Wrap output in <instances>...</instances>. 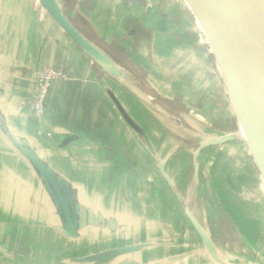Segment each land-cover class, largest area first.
I'll list each match as a JSON object with an SVG mask.
<instances>
[{
  "label": "crops",
  "instance_id": "1",
  "mask_svg": "<svg viewBox=\"0 0 264 264\" xmlns=\"http://www.w3.org/2000/svg\"><path fill=\"white\" fill-rule=\"evenodd\" d=\"M121 6L100 32L125 66L154 78L161 109L80 48L40 0H0V264H264V178L191 6ZM50 72L60 76L37 115ZM22 148L67 183L76 237L62 232Z\"/></svg>",
  "mask_w": 264,
  "mask_h": 264
},
{
  "label": "water",
  "instance_id": "2",
  "mask_svg": "<svg viewBox=\"0 0 264 264\" xmlns=\"http://www.w3.org/2000/svg\"><path fill=\"white\" fill-rule=\"evenodd\" d=\"M40 1L58 26L80 48L102 64L95 57L96 52L68 23L56 0ZM186 1L210 43L222 76L231 88L230 99L234 102L239 117L245 127H249L256 135L258 149H253L264 178V0ZM96 54L108 62L102 54ZM22 151L38 170L55 200L65 225L62 232L68 237H76L77 219L67 183L57 177L53 169L30 149L22 148ZM190 221L201 239L207 241L208 238L198 222L191 216ZM130 250L105 253L96 259L108 261Z\"/></svg>",
  "mask_w": 264,
  "mask_h": 264
},
{
  "label": "rangeland",
  "instance_id": "3",
  "mask_svg": "<svg viewBox=\"0 0 264 264\" xmlns=\"http://www.w3.org/2000/svg\"><path fill=\"white\" fill-rule=\"evenodd\" d=\"M56 2L68 23L80 33L83 39L89 44L90 48L96 53L102 54L107 61L113 59L118 63L120 67L115 64L114 66L120 72L122 70L121 73H124L127 83H130V86H144L145 90H143V92L152 98V106L161 109L160 103L163 104L165 103L164 101L167 100L163 93L156 90L155 86L157 85L154 82V78L140 75L136 71V68L132 66H125L123 63L126 60L123 58L122 52L114 44L116 40L112 41V39L103 36L100 32L105 17L108 16V19L115 18V15L118 14V9L122 7L121 5L124 4V2L130 3L131 0H56ZM184 2L187 1L184 0ZM123 69H126L129 74H125Z\"/></svg>",
  "mask_w": 264,
  "mask_h": 264
},
{
  "label": "bare ground",
  "instance_id": "4",
  "mask_svg": "<svg viewBox=\"0 0 264 264\" xmlns=\"http://www.w3.org/2000/svg\"><path fill=\"white\" fill-rule=\"evenodd\" d=\"M91 40V39H90ZM94 55H95V57H97L101 62H102V64L105 66V68L109 71V72H111L113 75H115V76H117L121 81H123L124 83L126 82L125 81V77H124V74L123 73H121L122 72V70H121V72L119 71V70H117V68L115 67V66H113L112 64H110V63H108V62H106L101 56H98L96 53H94ZM97 62V61H96ZM135 82V81H134ZM130 83H128V85H129ZM133 84H135V83H133ZM131 85V84H130ZM137 85V84H136ZM151 87V86H150ZM223 88V87H222ZM143 89V88H142ZM134 91H136V93L139 95V96H141L142 98H144L145 100H147L149 103H150V101H152V98H150V97H144L143 95H142V93L140 92V91H138V90H135L134 89ZM232 94V93H231ZM179 96V95H178ZM156 100V99H155ZM146 101V102H147ZM232 101V100H231ZM147 102V103H148ZM233 103V106H234V108H235V111L237 112V114H238V111H237V109H236V106H235V104H234V102H232ZM152 107V106H151ZM154 108V107H153ZM155 109V108H154ZM158 109V108H157ZM165 114V113H164ZM167 116V115H166ZM242 136L255 148V149H258V143H257V139H256V135L254 134V132L249 128V127H247L246 126V128H245V130H243V132H242Z\"/></svg>",
  "mask_w": 264,
  "mask_h": 264
},
{
  "label": "built area",
  "instance_id": "5",
  "mask_svg": "<svg viewBox=\"0 0 264 264\" xmlns=\"http://www.w3.org/2000/svg\"><path fill=\"white\" fill-rule=\"evenodd\" d=\"M59 76H60L59 73L50 72L41 75V77L39 78V82H38L39 94L35 103V112L37 115H42L44 113V102L48 95L49 88L52 84V81Z\"/></svg>",
  "mask_w": 264,
  "mask_h": 264
}]
</instances>
